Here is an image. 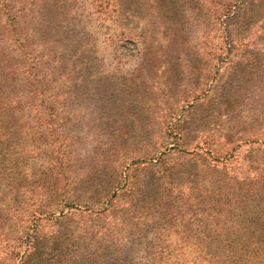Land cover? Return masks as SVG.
<instances>
[{
	"label": "rangeland",
	"instance_id": "obj_1",
	"mask_svg": "<svg viewBox=\"0 0 264 264\" xmlns=\"http://www.w3.org/2000/svg\"><path fill=\"white\" fill-rule=\"evenodd\" d=\"M235 181L264 184V0H0V264H264Z\"/></svg>",
	"mask_w": 264,
	"mask_h": 264
},
{
	"label": "trees",
	"instance_id": "obj_2",
	"mask_svg": "<svg viewBox=\"0 0 264 264\" xmlns=\"http://www.w3.org/2000/svg\"><path fill=\"white\" fill-rule=\"evenodd\" d=\"M224 15V13H222ZM221 14V15H222ZM217 187H222L221 184H217ZM215 189H218V188ZM237 189V192H234ZM232 200L241 205V209L246 212L248 218V231L243 232L248 241H252L254 245V255H257L260 251L257 249L260 240L264 241V184H256L254 182H246L239 184L235 181V184L230 185ZM263 193V195H262ZM218 194V193H217ZM218 196V195H217ZM133 233H139L138 230H134ZM236 245H232V250H238ZM257 249V250H256ZM131 246H119L113 253V260L106 261L105 264H136L134 258H132ZM136 250V248H135ZM242 253L240 250H238ZM235 252V251H234ZM237 254H239L236 251ZM30 255V254H29ZM28 255V256H29ZM257 264L258 262H252ZM138 264V263H137Z\"/></svg>",
	"mask_w": 264,
	"mask_h": 264
}]
</instances>
